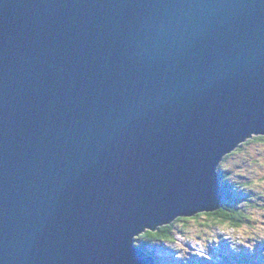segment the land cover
<instances>
[{"label":"water","instance_id":"obj_1","mask_svg":"<svg viewBox=\"0 0 264 264\" xmlns=\"http://www.w3.org/2000/svg\"><path fill=\"white\" fill-rule=\"evenodd\" d=\"M264 136V0H0V264H158Z\"/></svg>","mask_w":264,"mask_h":264},{"label":"rangeland","instance_id":"obj_2","mask_svg":"<svg viewBox=\"0 0 264 264\" xmlns=\"http://www.w3.org/2000/svg\"><path fill=\"white\" fill-rule=\"evenodd\" d=\"M262 138L244 142L226 155L218 168L219 173H227L230 194L238 200L236 210L242 215V224L236 228L206 215L177 219L173 222L172 243H140L158 264H264Z\"/></svg>","mask_w":264,"mask_h":264},{"label":"trees","instance_id":"obj_3","mask_svg":"<svg viewBox=\"0 0 264 264\" xmlns=\"http://www.w3.org/2000/svg\"><path fill=\"white\" fill-rule=\"evenodd\" d=\"M255 139L259 140L263 138L262 136H259L258 138L255 137ZM226 178H227V173L224 172L219 173L220 185L225 189V197L220 209L217 212L209 213L205 215L214 220H219L221 222H228L230 225L237 228L242 224L243 218L242 215L238 213L236 210V206L238 205V200L235 197H231L229 185ZM238 197L240 196L238 195ZM136 241H137L136 243L137 246L144 250L147 249H145V246L140 244L141 242L172 243L174 241L173 224L160 227L156 232L146 231L141 236H139L136 239ZM193 264H197V263H193ZM209 264H213V263H209Z\"/></svg>","mask_w":264,"mask_h":264},{"label":"bare ground","instance_id":"obj_4","mask_svg":"<svg viewBox=\"0 0 264 264\" xmlns=\"http://www.w3.org/2000/svg\"><path fill=\"white\" fill-rule=\"evenodd\" d=\"M221 205H222V204H221ZM221 205H220V207H221ZM219 209H220V208H219ZM219 209H218V210H219ZM218 210H217V211H218ZM217 211H216V212H217ZM212 213H214V212H212ZM205 214H209V212L200 213V214H197V215H195V216H193V217H189V218H182V219L197 218V217H199V216H201V215H205Z\"/></svg>","mask_w":264,"mask_h":264},{"label":"clouds","instance_id":"obj_5","mask_svg":"<svg viewBox=\"0 0 264 264\" xmlns=\"http://www.w3.org/2000/svg\"><path fill=\"white\" fill-rule=\"evenodd\" d=\"M240 146H241V145H240ZM218 178H219V172H218ZM219 183H220V182H219ZM224 197H225V196H224ZM222 202H223V201H222ZM179 219H180V218H179ZM172 224H173V223H172ZM140 236H141V235H140ZM137 238H138V237H137ZM137 238H136V239H137ZM136 239H135V241H136ZM135 246L138 247L137 244H136V242H135ZM138 248H140V247H138ZM141 249H142V248H141ZM143 250H144V249H143ZM144 251H146V250H144ZM146 252H147V251H146ZM147 253H148V252H147ZM148 254H149V253H148ZM150 255H151V254H150ZM152 256H153V255H152ZM157 263H158V262H157Z\"/></svg>","mask_w":264,"mask_h":264}]
</instances>
